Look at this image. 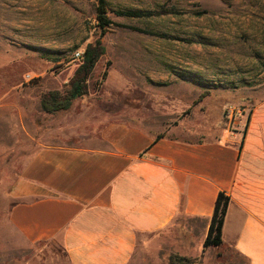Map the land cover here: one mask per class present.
I'll list each match as a JSON object with an SVG mask.
<instances>
[{"label":"crops","instance_id":"0c3cea01","mask_svg":"<svg viewBox=\"0 0 264 264\" xmlns=\"http://www.w3.org/2000/svg\"><path fill=\"white\" fill-rule=\"evenodd\" d=\"M100 103L48 114L49 136L19 153L6 226L12 249L30 252L21 264H216L219 248L264 264V98L237 129L206 132ZM219 192L222 245L203 248Z\"/></svg>","mask_w":264,"mask_h":264},{"label":"rangeland","instance_id":"374dc122","mask_svg":"<svg viewBox=\"0 0 264 264\" xmlns=\"http://www.w3.org/2000/svg\"><path fill=\"white\" fill-rule=\"evenodd\" d=\"M106 2L111 24L100 38L96 0H0V264L30 259V252L10 243L9 177L30 137L44 139L58 123L57 115L42 111L41 95L70 89L83 56L74 54L87 45L100 38L105 53L86 81L85 95L69 109L95 102L131 106L159 129L180 123L206 132L237 129L236 117L264 98V0ZM228 109L234 110L231 119ZM19 123L20 133L13 129ZM213 259L243 264L223 248Z\"/></svg>","mask_w":264,"mask_h":264},{"label":"trees","instance_id":"16d2710c","mask_svg":"<svg viewBox=\"0 0 264 264\" xmlns=\"http://www.w3.org/2000/svg\"><path fill=\"white\" fill-rule=\"evenodd\" d=\"M115 14L117 16L131 18H138L142 16L141 13L135 11H117ZM96 21L98 23V27L100 28V38H102L106 34L107 28L111 24L108 18L106 0H96ZM134 30L139 31L137 29ZM100 38L95 42L94 45L86 46L82 56V64L73 77L70 84V89L66 93L59 94L57 92H48L41 95L40 104L41 109L44 113L53 114L56 112L66 111L71 107L72 102L75 99L85 95L86 81L90 76L96 62L105 53V48L103 47ZM108 65L109 64H107V66ZM106 77L107 69H105L101 74V80L106 79ZM204 97L205 95H201L198 101H200ZM159 137L160 136H158V138ZM228 205L229 197L223 192H219L215 200L207 235L203 241V248L220 247L222 245L221 230L223 227ZM168 260L170 264L197 263V260L195 259H188L177 255L169 256Z\"/></svg>","mask_w":264,"mask_h":264},{"label":"built area","instance_id":"2783aa9c","mask_svg":"<svg viewBox=\"0 0 264 264\" xmlns=\"http://www.w3.org/2000/svg\"><path fill=\"white\" fill-rule=\"evenodd\" d=\"M82 52H76L74 55H75V57L78 59V58H80L81 56H82ZM233 114H234V110H231V109H228L227 110V115H228V118H232V116H233Z\"/></svg>","mask_w":264,"mask_h":264}]
</instances>
